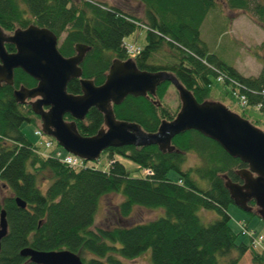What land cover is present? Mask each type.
Returning a JSON list of instances; mask_svg holds the SVG:
<instances>
[{"label": "trees", "instance_id": "trees-1", "mask_svg": "<svg viewBox=\"0 0 264 264\" xmlns=\"http://www.w3.org/2000/svg\"><path fill=\"white\" fill-rule=\"evenodd\" d=\"M137 2L141 19L92 0H0V29L9 35L30 25L44 28L57 38V51L64 58L74 55L76 44L86 46L80 78L99 86L113 60L129 59L123 40L143 27L144 46L130 60L137 70L170 73L198 103L208 97L209 78L220 77L222 85L244 97L247 107H258L264 114L263 55L254 53L261 65L259 73L242 76L200 38V26L210 10L226 15L227 28L236 13H242L264 32V0ZM4 48L14 52L12 45ZM157 54L160 59L155 60ZM35 85L19 69L13 70L10 86L0 84V191L9 194L0 198L7 226L0 240V264H32L19 256L23 248L66 250L84 264H122L121 259L133 260L147 251L150 264H238L245 253L251 264H264V256L250 244L237 242L228 226L226 208L232 200L224 179L239 183L236 172L246 167L239 160L198 132L186 131L173 137L170 153H161L155 146L108 148L100 154L108 160L104 171L94 165L66 168L54 158L36 155L21 132L23 124L37 127L39 120L31 113L29 101L16 103L12 92ZM169 86L168 82L157 86L152 98L128 96L112 105L115 120L134 123L145 133L156 132L161 121H171L177 112L162 100ZM66 92L79 95L78 80H70ZM63 119L73 121L81 137H91L102 127V115L94 108L82 121L68 115ZM188 155L198 163L186 166ZM119 158L132 163L138 175L131 177ZM169 173L175 174L174 181L167 177ZM107 194L121 197L112 214L118 224L93 229L99 200ZM135 207L160 209L163 215L124 225ZM250 207L248 215L258 218ZM200 210L213 211L218 219L204 225L197 215Z\"/></svg>", "mask_w": 264, "mask_h": 264}, {"label": "water", "instance_id": "water-1", "mask_svg": "<svg viewBox=\"0 0 264 264\" xmlns=\"http://www.w3.org/2000/svg\"><path fill=\"white\" fill-rule=\"evenodd\" d=\"M5 44L12 45L14 52H6ZM56 47V37L44 28L30 25L16 29L10 35L0 29V84H12L14 69L36 81L31 89L21 87L14 90L12 97L18 104L30 100V110L38 117L42 134L53 139L65 152L94 162L106 149L123 146H155L161 153H170L173 151L170 144L173 137L186 131H196L246 166L236 172L240 183L225 178L224 188L232 205L242 212L249 213L248 203L252 202L256 215L264 223L262 131L219 103L196 102L170 73L140 71L130 60H113L103 83L94 86L90 80L80 78L79 66L88 48L76 44L74 55L64 58ZM74 79L78 80L80 87V94L76 96L66 92L67 83ZM163 82H168L176 91L180 105L171 121H161L156 132L149 134L134 123L115 120L112 105H119L128 96L152 98L157 86ZM90 108L102 115V127L91 137H81L73 121L66 122L63 117L68 115L75 121H82ZM15 203L24 208L19 199H15ZM6 231L4 211L0 210V240ZM18 254L32 264H84L66 250L38 252L23 248Z\"/></svg>", "mask_w": 264, "mask_h": 264}, {"label": "rangeland", "instance_id": "rangeland-1", "mask_svg": "<svg viewBox=\"0 0 264 264\" xmlns=\"http://www.w3.org/2000/svg\"><path fill=\"white\" fill-rule=\"evenodd\" d=\"M105 2L109 5H114L121 8L124 12H128L137 18H142V8L137 0H92ZM229 16V13H227ZM226 15L220 13L218 10H210L205 16L200 26V38L209 48L210 52L216 55L221 61L227 65L238 68L245 75H256L261 69L260 63L254 58V53L264 58V32L260 30L253 22L242 13H236L229 27ZM145 31L136 28L135 31L124 39L126 45H131L135 48L142 49L144 46ZM237 54V55H236ZM154 59H160V55L154 56ZM211 89L205 101L216 102L233 114L240 116L242 119L249 122L253 127L264 131V114L259 113L251 107H241L239 99L231 95L229 87L218 83L213 77L209 78ZM163 102L171 111H177L179 102L175 91L171 86L167 88L163 97ZM21 132L25 138L40 152H45L43 148V137L34 136V127L32 125L23 124ZM48 152V151H46ZM125 169L129 172L131 177L138 175L136 167L126 161L118 159ZM108 160L105 155H101L96 162L92 164L97 169L104 171L107 168ZM196 157L188 155L186 157V166L197 164ZM143 175L142 172L139 175ZM169 179L174 181L175 174L169 173ZM6 190L0 191V198L8 196ZM121 201V197L117 194H107L100 198L98 207L94 217V228H108L118 224V218L113 214L115 206ZM226 214L229 217L228 226L231 231L237 235V242H242L249 245L250 241L247 235L240 233L238 223H246L247 231L256 236L261 234L264 236V223L256 217H251L247 213L242 212L234 205H228ZM163 215L160 209H143L139 207L133 208L129 219L124 222V225L141 224L157 219ZM202 224L206 225L218 219V216L213 211L200 210L197 213ZM114 216V217H113ZM122 264H150L149 251L143 253L140 257L133 260H120ZM238 264H251L249 253H245L239 260Z\"/></svg>", "mask_w": 264, "mask_h": 264}, {"label": "built area", "instance_id": "built-area-1", "mask_svg": "<svg viewBox=\"0 0 264 264\" xmlns=\"http://www.w3.org/2000/svg\"><path fill=\"white\" fill-rule=\"evenodd\" d=\"M127 52L131 53V50L127 49ZM239 100H240L242 105L245 104L244 97L241 96L239 98ZM34 134L35 135H39V132H35ZM49 146H50V143L49 142H45V147H49ZM56 157L60 159L61 163H63L64 165H66L69 168H78V167L82 166L81 162L78 159H76V158H74L72 156L67 155V156H64V157H60V155L57 153ZM252 246L254 248H257L260 251L264 252V239L261 236L257 237L256 239H252Z\"/></svg>", "mask_w": 264, "mask_h": 264}, {"label": "crops", "instance_id": "crops-1", "mask_svg": "<svg viewBox=\"0 0 264 264\" xmlns=\"http://www.w3.org/2000/svg\"><path fill=\"white\" fill-rule=\"evenodd\" d=\"M239 74H241L242 76H254V75H252V74H250V75H245V74H243L238 68H234Z\"/></svg>", "mask_w": 264, "mask_h": 264}]
</instances>
